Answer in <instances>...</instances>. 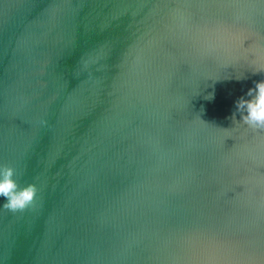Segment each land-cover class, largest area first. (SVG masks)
<instances>
[{"label":"water","instance_id":"water-1","mask_svg":"<svg viewBox=\"0 0 264 264\" xmlns=\"http://www.w3.org/2000/svg\"><path fill=\"white\" fill-rule=\"evenodd\" d=\"M261 70L264 0H0V264H264Z\"/></svg>","mask_w":264,"mask_h":264},{"label":"clouds","instance_id":"clouds-1","mask_svg":"<svg viewBox=\"0 0 264 264\" xmlns=\"http://www.w3.org/2000/svg\"><path fill=\"white\" fill-rule=\"evenodd\" d=\"M246 97L242 96L235 102V112L230 119L233 123L239 121L254 130L264 129V79L255 82L254 87L248 89ZM237 113L239 120L236 119ZM15 175L13 167H0V198L5 200L3 208L13 213L24 211L32 205L38 191L35 184L21 188L13 178Z\"/></svg>","mask_w":264,"mask_h":264}]
</instances>
